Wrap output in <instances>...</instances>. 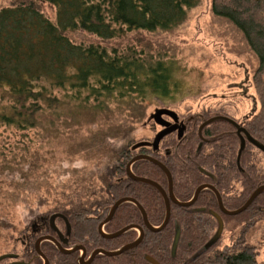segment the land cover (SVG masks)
Masks as SVG:
<instances>
[{
  "label": "trees",
  "instance_id": "1",
  "mask_svg": "<svg viewBox=\"0 0 264 264\" xmlns=\"http://www.w3.org/2000/svg\"><path fill=\"white\" fill-rule=\"evenodd\" d=\"M39 2L54 9L53 20L38 7ZM198 2L24 0L1 7L0 126L17 131L20 139L16 144L23 145L29 132L36 134L43 125L46 127L44 119L49 117L47 126L53 125L60 111L66 115L72 111L70 114L76 116L95 117L109 111L113 102L142 103L149 96L164 100L172 90V72L163 59H146L131 49L108 50L98 44L74 42L66 32L81 30L108 40L132 31H166L181 24L188 10ZM211 9L243 34L257 57L258 65L252 80L259 106L241 122L236 121L264 144V0H212ZM202 116L203 119L184 121V134L172 131L166 134L169 135L167 139H164L166 135L161 137L156 147L153 145L155 137L147 145L128 144V137L123 135L126 141L111 151L106 172L101 176L107 187V197L87 201L86 206L82 205L84 200L69 208L62 207V211L54 213L64 217L56 216L53 223L44 216V229L38 232L39 235L60 237L64 248L82 245L87 255L99 248L117 250L134 241L138 231L131 228L119 237L107 239L98 231V226L115 201L122 197L136 199L143 206L150 224L160 226L166 212L162 195L152 185L131 179L126 171L128 161L140 153L152 155L169 169L174 196L180 202L189 201L199 185L210 184L220 193L227 210L242 206L251 193L264 184V165L262 170L259 169L256 153L262 154L263 159L264 154L246 142L237 163L239 138L234 126L225 120H215L202 129L200 138L198 126L209 118L208 113ZM93 137L99 148L108 145L104 134L97 132ZM131 171L137 176L153 179L166 190L168 188L167 175L148 160L135 161ZM260 204H264V191L243 211L255 215L243 223L239 240L221 244L220 236H216L218 221L215 213L220 215L223 224L233 216L219 211L216 195L210 189H203L190 206L171 203L170 220L157 231L147 230L138 207L125 201L104 224L103 231L108 234L137 224L145 229L143 239L136 247L117 256L100 253L90 264H151L147 256L160 264H256L258 251L244 240L243 233L264 216ZM4 222L0 220V226L3 227ZM177 231L179 239L173 253ZM28 250L29 255L39 257L35 264H41L42 259L34 248ZM40 250L50 264H77L78 251L61 253L49 241L42 242Z\"/></svg>",
  "mask_w": 264,
  "mask_h": 264
},
{
  "label": "rangeland",
  "instance_id": "2",
  "mask_svg": "<svg viewBox=\"0 0 264 264\" xmlns=\"http://www.w3.org/2000/svg\"><path fill=\"white\" fill-rule=\"evenodd\" d=\"M21 1L0 0V8ZM211 1L199 0L181 24L166 31H132L108 40L81 30L66 32L74 42L98 44L108 50L131 49L146 59H163L171 68L172 90L164 100L149 96L142 103L113 102L109 111L95 117L60 111L53 125L47 126L49 117L44 119L46 127L43 125L36 134L29 132L23 145L16 144L20 139L17 131L0 126V220L5 221L0 226V255H29L28 249L33 250L38 239L31 226L39 218L52 216L73 203L85 200L82 205L86 206L106 198L108 191L101 176L111 151L126 141L123 135L128 137V144H149L162 129L152 117L157 109L173 110L179 123L203 119L204 113L209 118L226 114L241 122L257 109L252 80L257 57L243 34L212 12ZM37 5L54 19L50 5ZM97 132L106 136L107 146L99 148L95 144L93 136ZM256 154L262 170L264 159ZM259 207L264 209V204ZM254 215L243 212L225 221L221 244L237 242L243 223ZM246 229L244 240L258 251L256 264H264V216ZM2 261L0 264L10 260Z\"/></svg>",
  "mask_w": 264,
  "mask_h": 264
},
{
  "label": "water",
  "instance_id": "3",
  "mask_svg": "<svg viewBox=\"0 0 264 264\" xmlns=\"http://www.w3.org/2000/svg\"><path fill=\"white\" fill-rule=\"evenodd\" d=\"M163 116H167V117L171 118L174 122L178 121V115L176 114V112H174L173 110H170L168 108H160V109H157L154 112V114L152 116L154 122L163 127V129L160 130L156 134V136H155V138L153 140V145L155 147L157 146V143L161 139V137H163L164 135H166V134H168V133H170V132H172V131H174L176 129V124H171V122H169ZM215 120H225V121L229 122L231 125H233L234 128L236 129V134H237V136L239 138V149H238V153H237V163L239 162L240 155H241L243 149L246 146V142L252 144L255 148H257L258 150H260L264 154V144L258 142L254 137L251 136V134L242 125H240V123H238L236 120H234V119H232V118H230L228 116L218 115V116H214V117H211V118L203 121L198 127V135L200 136V138H202V129L206 125L212 123ZM181 134H182V131H179V135H181ZM140 159L148 160V161L152 162L153 164H155L156 166H158L159 168L162 169V171L167 175V179H168V188H167V190L164 189L158 182L154 181L153 179H150V178H147V177H143V176H137V175L132 173L131 165L135 161L140 160ZM126 171H127L128 176L131 179H133L135 181H138V182H143V183L150 184V185L155 187L160 192V194L162 195V198L164 200L165 209H166L165 217H164V220H163L162 224L160 226H158V227L152 226L150 224V222L148 221L147 214H146L143 206L136 199H134L132 197L119 198L112 205V207H111L108 215L106 216V218L103 219V221L99 224L98 231L102 234L103 237H105L107 239H112V238L119 237L120 235L125 233L127 230H129L131 228H134L139 233L138 237L134 241L129 242V243L123 245L122 247H120L119 249L113 250V251H107V250H104V249H101V248L95 249L91 253V255L89 256L88 260L84 261V257L86 256V250H85V248L82 245H76L72 249H65L54 237H52L50 235H44V236L40 237L39 239H37V241L35 242V250L44 259V264H48V260H47L46 256L42 253V251L40 250V247H39L40 246V242H42L44 240L52 241L56 245V247L59 249V251L61 253L67 254V253H70V252H72L74 250H81L82 251V255H81L80 259H79L80 260V264H90L93 261V259L95 258V256L100 254V253L106 254L108 256H117V255H119V254H121V253H123L125 251H128V250L132 249L133 247H136L141 242V240L143 239L144 233H145L144 232V230H145L144 227H142L140 225L129 224V225H126L123 228H121V229H119V230H117L115 232L108 233V234L103 231L104 224H106L108 221L111 220V218L113 217V215H114L116 209L118 208V206L121 203L125 202V201H130V202L134 203L138 207V209L141 212L143 221H144V226H145V228L147 230L157 231V230L163 229L167 225V223L169 222L170 217H171V203L176 204L178 206H183V207L190 206V205H192L195 202V200L197 199L199 193L203 189H210V190H212L215 193L216 198H217V202H218L219 211L222 214L227 215V216H235V215H238L239 213L245 211L252 204L254 199L261 192L264 191V184H262V185L258 186L251 193V195L248 197V199L244 202V204L242 206H240L239 208L234 209V210H227L224 207V205H223L220 193L215 189V187L213 185H210V184L199 185L195 189L193 197L187 202H180L179 200H177L176 197L174 196L173 179H172V175H171L169 169L160 160H158L157 158L153 157L152 155H148V154H145V153H140V154L135 155L134 157H132L128 161V163L126 165ZM56 216L64 217L62 214L56 213V214L51 216V222L52 223H53V218L56 217ZM215 217H216V219L218 221V229H217V232H216V236L219 237L221 235V232H222V229H223V222H222V218L220 217V215L218 213H215ZM178 239H179V232L177 231L176 235H175V238H174V244H173V247H172V252L173 253L175 252ZM11 256H13V255H9V254L0 255V261L6 259L8 257H11ZM146 259L151 264H160L159 262H157L152 257L147 256Z\"/></svg>",
  "mask_w": 264,
  "mask_h": 264
},
{
  "label": "flooded vegetation",
  "instance_id": "4",
  "mask_svg": "<svg viewBox=\"0 0 264 264\" xmlns=\"http://www.w3.org/2000/svg\"><path fill=\"white\" fill-rule=\"evenodd\" d=\"M216 116H218V115H216ZM223 116V115H222ZM166 119V118H165ZM169 122H171V124H176V129L174 130V131H176L177 133H179V131H180V128H181V131H183V130H185V127H184V124H186L184 121H180V123H179V119H178V121L177 122H174L171 118H169V119H167ZM162 129H163V127H162ZM161 129V130H162ZM179 130V131H178ZM183 133V132H182ZM54 214H56V213H54ZM53 214V215H54ZM51 216H49V218H50ZM58 217V216H57ZM55 218L56 217H54V219H53V221H55ZM50 220H51V218H50ZM44 222H45V218L44 217H41V218H39L35 223H33V225L31 226V229L32 230H34L35 231V234H37V238L39 239L40 237H42V236H44V235H50V234H43V235H39V233L38 232H40L42 229H44V226H43V224H44ZM50 236H52V237H54L61 245H62V243L60 242V237H59V239H58V237H56V236H53V235H50ZM27 241V240H26ZM26 241H24V242H26ZM44 241H49V242H51V244L53 245V246H56L52 241H50V240H44ZM44 241H42V242H44ZM41 242V243H42ZM40 243V244H41ZM63 246V245H62ZM75 247V246H74ZM74 247H70V248H65V249H72V248H74ZM57 248V247H56ZM58 249V248H57ZM34 250H35V247H34ZM59 250V249H58ZM36 251V250H35ZM76 251H78V256H77V258H76V262H77V264H80V257H81V255H82V251L81 250H74V251H72V252H76ZM37 253V252H36ZM6 254H9V255H13V256H11V257H8V258H6V259H8V260H10L9 262H7V263H5V264H35V261L36 260H38L39 259V257L38 256H36L35 254H31L30 256L27 254V256H22V257H19V256H14V254H12V253H6ZM38 254V253H37ZM39 255V254H38ZM40 256V258L42 259V263L41 264H44V259L42 258V256L41 255H39ZM89 256L90 255H87V253H86V256L84 257V261H87L88 260V258H89ZM47 258V257H46ZM47 260H48V264H50V260L47 258Z\"/></svg>",
  "mask_w": 264,
  "mask_h": 264
}]
</instances>
